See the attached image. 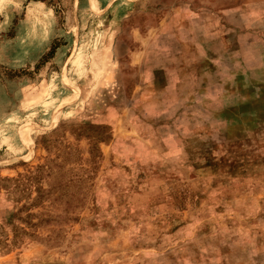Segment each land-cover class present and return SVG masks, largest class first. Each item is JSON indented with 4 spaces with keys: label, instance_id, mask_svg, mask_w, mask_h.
Masks as SVG:
<instances>
[{
    "label": "rangeland",
    "instance_id": "374dc122",
    "mask_svg": "<svg viewBox=\"0 0 264 264\" xmlns=\"http://www.w3.org/2000/svg\"><path fill=\"white\" fill-rule=\"evenodd\" d=\"M0 264H264V0H0Z\"/></svg>",
    "mask_w": 264,
    "mask_h": 264
}]
</instances>
